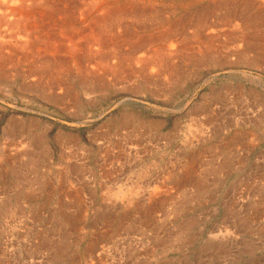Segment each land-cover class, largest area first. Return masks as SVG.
<instances>
[{
  "label": "rangeland",
  "instance_id": "rangeland-1",
  "mask_svg": "<svg viewBox=\"0 0 264 264\" xmlns=\"http://www.w3.org/2000/svg\"><path fill=\"white\" fill-rule=\"evenodd\" d=\"M148 19L136 35L156 32ZM192 46L164 80L108 77L91 95L0 80V264H264V118L237 96L264 77Z\"/></svg>",
  "mask_w": 264,
  "mask_h": 264
},
{
  "label": "bare ground",
  "instance_id": "bare-ground-1",
  "mask_svg": "<svg viewBox=\"0 0 264 264\" xmlns=\"http://www.w3.org/2000/svg\"><path fill=\"white\" fill-rule=\"evenodd\" d=\"M178 1L181 2L180 12L176 11L175 18H170L166 12L169 4L163 5L165 11L162 9L161 12L150 0H0V80L6 79L10 72L14 75L22 73L23 78L33 77L32 81L43 84L55 94L56 90L70 92L64 87L68 81L78 82L84 86L85 95L95 88L104 89V83L109 84L108 77L119 85L128 77L147 82L152 75H157L164 80L166 75L171 76L176 58L191 61V53L186 52L193 49L194 42L198 44L200 56L195 60L197 63L210 60L216 54L223 66L241 63L244 71L250 70L264 77V0ZM146 16L151 25L155 23L156 32L149 35L140 30L142 34L136 35L135 29L140 27H130L131 22L136 23ZM187 17L190 18L188 22ZM187 23L193 25L190 31V27L186 28ZM145 24L139 23L144 29H150V24ZM139 51L142 55L136 57ZM242 56L244 59L239 62ZM136 65L139 67L133 70L132 66ZM252 79L259 90L247 89L246 94L237 96L252 100L256 107H260L264 118V83L259 78ZM95 82L104 83L96 86ZM122 118L126 121L132 117L125 115ZM185 224L182 225L186 227Z\"/></svg>",
  "mask_w": 264,
  "mask_h": 264
}]
</instances>
